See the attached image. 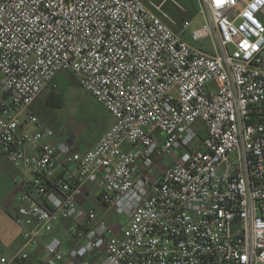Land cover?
I'll use <instances>...</instances> for the list:
<instances>
[{"label": "built area", "instance_id": "built-area-1", "mask_svg": "<svg viewBox=\"0 0 264 264\" xmlns=\"http://www.w3.org/2000/svg\"><path fill=\"white\" fill-rule=\"evenodd\" d=\"M168 1L184 10L0 0V153L22 176L23 239L0 264H264V0H194L192 38L214 53L184 38L192 20L172 28ZM63 71L114 118L85 150L30 111Z\"/></svg>", "mask_w": 264, "mask_h": 264}, {"label": "rangeland", "instance_id": "rangeland-1", "mask_svg": "<svg viewBox=\"0 0 264 264\" xmlns=\"http://www.w3.org/2000/svg\"><path fill=\"white\" fill-rule=\"evenodd\" d=\"M160 2L161 0H155ZM181 3L184 10H180L172 1H168L164 8L176 21L172 28L179 31L184 20H192L190 28L184 33V38L195 47L210 53L215 52V38L212 35L193 40L192 31L204 25L205 20L202 15L194 18L200 11L197 3L192 5L185 0H176ZM264 20V17H262ZM59 95L56 105L48 103L51 93ZM30 111L49 124L57 136L65 133L73 134L76 145H89L100 138L111 126L113 118L106 107L99 102L89 91H87L78 80L68 72H60L54 79L52 85L43 90L30 107ZM199 135L206 134L205 123L200 119L195 124ZM64 139V138H63ZM17 173L18 180L15 182L13 176ZM22 179L14 167L0 154V213L3 215V223L0 222L4 230L12 231L15 238L11 243V249H19L23 244L22 229L14 223L11 218L13 208L8 207L12 202L17 185ZM7 209V210H5ZM5 255H10L5 254Z\"/></svg>", "mask_w": 264, "mask_h": 264}, {"label": "crops", "instance_id": "crops-1", "mask_svg": "<svg viewBox=\"0 0 264 264\" xmlns=\"http://www.w3.org/2000/svg\"><path fill=\"white\" fill-rule=\"evenodd\" d=\"M187 3H191L192 5H194L195 2L194 0H185ZM33 104V103H32ZM31 104V105H32ZM31 107V106H30ZM112 116V115H111ZM113 118V116H112ZM114 121V118H113ZM113 123V122H112ZM112 125V124H111ZM110 128V127H109ZM64 139L66 140H74L75 141V137L73 136V134H63L62 135ZM99 139V138H98ZM97 139V140H98ZM97 140H95L94 142L90 143L89 145H80L78 144V146L80 147V149L85 150L88 149L89 147H91ZM1 154V153H0ZM2 155V154H1ZM3 156V155H2ZM4 157V156H3ZM8 161V160H7ZM9 162V161H8ZM10 163V162H9ZM11 164V163H10ZM12 165V164H11ZM13 166V165H12ZM14 167V166H13ZM14 169L17 170V168L14 167ZM18 171V170H17ZM19 172V171H18ZM20 173V172H19ZM15 174L13 176L15 182H17V178L20 176L17 175V173H13ZM18 176V177H17ZM17 190L15 192L14 198L12 200V202L8 205V207L13 208V212L11 214V218L13 219L14 223V213H15V208H16V203H17V196L19 195L20 191H21V180L19 182V184L17 185ZM80 201L83 203V205L86 208H92L95 207L98 212L104 216V218L106 219V221L108 222V224L112 225L113 227H115L116 229L119 228V226L123 223V218H120L118 216H116L115 212L113 209L108 208L99 198H97V196L95 194H89L88 189H83L81 196H80ZM7 210V209H5ZM0 217L2 219L3 215H1L0 213ZM3 219H2V223H3ZM2 223L0 222V252L3 254H13L16 250L18 249H11V243L14 240L15 236L13 234L12 231L10 230H4ZM17 224V223H16ZM60 230H58L59 232Z\"/></svg>", "mask_w": 264, "mask_h": 264}, {"label": "trees", "instance_id": "trees-1", "mask_svg": "<svg viewBox=\"0 0 264 264\" xmlns=\"http://www.w3.org/2000/svg\"><path fill=\"white\" fill-rule=\"evenodd\" d=\"M59 95H57L56 93H51V95L49 96V98H48V103L50 104V105H56L55 103H57L58 102V100H59Z\"/></svg>", "mask_w": 264, "mask_h": 264}]
</instances>
